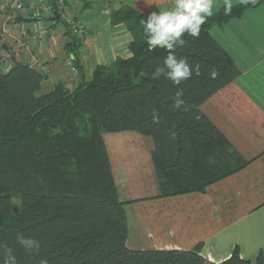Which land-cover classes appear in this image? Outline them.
I'll list each match as a JSON object with an SVG mask.
<instances>
[{
  "label": "trees",
  "instance_id": "16d2710c",
  "mask_svg": "<svg viewBox=\"0 0 264 264\" xmlns=\"http://www.w3.org/2000/svg\"><path fill=\"white\" fill-rule=\"evenodd\" d=\"M48 2L58 13L56 0ZM262 3L233 6L230 15L222 8L201 26L198 37L186 33L184 44L172 53L192 68L199 65V75L193 71L179 85L163 75L152 78L169 50L149 47L140 23L148 17L127 5L110 18L113 26H124L131 34V56L97 66L90 80L72 90L63 83L46 89L42 71L11 58V69L0 71V243L19 264H39L45 257L48 264H211L202 243L190 250L128 246L125 203L104 136L130 131L153 139L159 197L204 193L246 168L251 161L202 107L242 74L212 28ZM65 26L68 53L77 61L80 40ZM178 90L184 103L175 108ZM14 199L20 202L18 213ZM18 233L37 239L40 247L26 253L16 241ZM4 257L0 249V261ZM219 264H264V255L253 262L236 249Z\"/></svg>",
  "mask_w": 264,
  "mask_h": 264
},
{
  "label": "crops",
  "instance_id": "0c3cea01",
  "mask_svg": "<svg viewBox=\"0 0 264 264\" xmlns=\"http://www.w3.org/2000/svg\"><path fill=\"white\" fill-rule=\"evenodd\" d=\"M113 3L115 9L127 5L148 17L172 6L174 0ZM242 3L244 0H232L233 6ZM223 5L224 0H214L213 13ZM104 7L103 0L70 1L73 17L91 27L80 40L77 61L66 47L65 24L53 26L47 39H36L34 29L48 23L26 16L18 17L12 36L0 35V55L13 52V57L32 65V58H38L49 68L46 89L63 83L72 90L82 80H90L97 66L131 56V34L124 26H113L110 16L102 13ZM3 19L0 14V25ZM211 34L242 74L202 109L232 146L251 161L246 168L210 185L204 193L159 197L153 139L128 131L106 134L104 140L119 198L125 203L131 249L190 250L202 243L211 264L222 263L236 249L243 259L255 262L260 253L264 255V3L222 27H213ZM69 59H74L76 75L66 65ZM11 67L12 62L5 60L0 71Z\"/></svg>",
  "mask_w": 264,
  "mask_h": 264
},
{
  "label": "clouds",
  "instance_id": "9594fccd",
  "mask_svg": "<svg viewBox=\"0 0 264 264\" xmlns=\"http://www.w3.org/2000/svg\"><path fill=\"white\" fill-rule=\"evenodd\" d=\"M244 2L247 3L248 0H244ZM213 5L214 0H174L172 6L152 12L147 21L143 19L140 21L149 47L169 50V54L162 64L152 72L153 79H158L163 75L174 84L179 85L181 81L190 79L193 71L199 75V65L192 68L186 58H177L172 50L184 44L182 37L186 33L192 37L199 36L201 26L214 14ZM232 7V0H224L225 15L231 14ZM182 95V90L176 92L175 108H180L184 103L182 99H179ZM16 241L28 254L40 247V242L37 239L21 233L17 234ZM0 249L5 251V257L3 261H0V264H19L17 256L4 243H0ZM39 264H48L47 258L40 259Z\"/></svg>",
  "mask_w": 264,
  "mask_h": 264
},
{
  "label": "built area",
  "instance_id": "2783aa9c",
  "mask_svg": "<svg viewBox=\"0 0 264 264\" xmlns=\"http://www.w3.org/2000/svg\"><path fill=\"white\" fill-rule=\"evenodd\" d=\"M71 0H56L59 6L57 14L60 15V19L63 17L65 24L72 34L79 40L83 39L87 33L91 30L89 25L79 21L70 13L69 3ZM105 7L102 13L111 16V13L115 10L113 0H103ZM0 14L4 19L0 25V35L2 38L12 36L16 32L18 17L26 16L27 18L38 21H47L46 26L37 25L34 29V38L45 40L51 35V28L56 25L54 19L56 12L48 2V0H0ZM24 34H27L25 32ZM5 60H11L13 58V52L3 54ZM74 60V59H73ZM73 60L69 59L66 65L71 69L74 75L77 74V68L75 67ZM34 66L43 72L45 76L49 75V68L44 63L40 62L38 58H32ZM0 63V68H1Z\"/></svg>",
  "mask_w": 264,
  "mask_h": 264
},
{
  "label": "rangeland",
  "instance_id": "374dc122",
  "mask_svg": "<svg viewBox=\"0 0 264 264\" xmlns=\"http://www.w3.org/2000/svg\"><path fill=\"white\" fill-rule=\"evenodd\" d=\"M73 16V15H72ZM61 21H60V23H59V26L62 28V26L64 25V18L62 17L61 19H60ZM8 53V52H7ZM4 54V53H3ZM14 54V53H13ZM4 59V56H1L0 55V63L1 64H3L4 63V61H2ZM11 61V60H10ZM13 203H14V211H15V213H18L19 212V208H20V202L17 200V199H14V201H13Z\"/></svg>",
  "mask_w": 264,
  "mask_h": 264
},
{
  "label": "water",
  "instance_id": "95a60500",
  "mask_svg": "<svg viewBox=\"0 0 264 264\" xmlns=\"http://www.w3.org/2000/svg\"><path fill=\"white\" fill-rule=\"evenodd\" d=\"M54 19H55L56 21H59V20H60V15L56 13Z\"/></svg>",
  "mask_w": 264,
  "mask_h": 264
}]
</instances>
